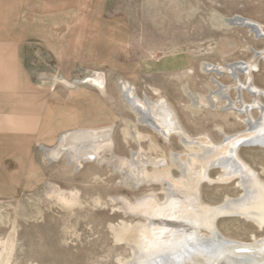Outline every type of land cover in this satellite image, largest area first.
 Segmentation results:
<instances>
[{"label":"rangeland","instance_id":"obj_1","mask_svg":"<svg viewBox=\"0 0 264 264\" xmlns=\"http://www.w3.org/2000/svg\"><path fill=\"white\" fill-rule=\"evenodd\" d=\"M59 5L57 22L42 25L55 38L42 44L27 41L26 64L46 105L42 145L53 147L68 130L112 127L119 157L132 159L143 148L152 157L169 160L172 152L187 151L177 136L165 140L139 122L121 80L142 99H166L192 137L208 134L220 143L221 129L229 135L246 129L237 116L220 109L223 102L214 109L197 108L189 95L207 96L215 89L212 75L202 70L205 63L249 61L253 49H264V40L249 29L227 22L242 16L264 25V0H60ZM28 27L33 31L36 25ZM259 65L254 83L264 89V61ZM95 73L106 76L104 92L88 83ZM220 81L233 83L228 76ZM245 100L252 97L246 94ZM27 146L13 141L0 148V252L6 263L119 264L131 259L132 247L117 241L116 232L124 224L145 223V218L118 210L123 204L116 198L135 201L155 193L163 201V186L144 181L134 187L128 170L113 164L91 160L76 169L65 156L49 161L39 141L30 151ZM240 156L264 181V149L244 147ZM171 171L175 178L182 176L175 166ZM210 174L216 178L220 171ZM52 186L76 193L77 202L67 206L58 201ZM241 193L236 180L201 187L209 205ZM218 226L235 240L264 236V230L240 218H222Z\"/></svg>","mask_w":264,"mask_h":264},{"label":"bare ground","instance_id":"obj_2","mask_svg":"<svg viewBox=\"0 0 264 264\" xmlns=\"http://www.w3.org/2000/svg\"><path fill=\"white\" fill-rule=\"evenodd\" d=\"M239 17L242 20L237 19ZM233 19L257 39L264 40L263 24L242 16L227 22ZM246 23L248 25H244ZM252 51L254 57L249 61L224 65L205 63L202 70L212 75L215 89L207 96L189 95L197 108L214 109L223 102L220 109L234 114L246 125L245 130L232 135L219 128L223 135L220 143H215L208 134L192 137L166 99H142L128 81L121 80V89L139 122L165 140L177 136L187 151L172 152L169 160L152 157L143 148L134 152L132 159L119 157L114 153L112 127L67 131L60 135L54 147L46 148L50 160L56 161L63 155L76 169L87 161L97 160L113 164L122 172L128 170L134 187L141 186L144 181L163 186V201L155 193L135 201L123 196L116 198L123 204L118 210L145 218V223L135 225L122 221L124 225L116 232V238L132 247L133 256L120 260L119 264H264V236L252 235L250 241L235 240L226 237L218 226L220 219L235 217L252 223L259 231L264 230V181L240 156L244 147L264 149V89L254 83V74L259 71L260 61H264V49ZM224 76L230 77L233 83H222L220 79ZM105 77L103 73H95L88 83L104 92ZM232 91L237 94L235 98L231 96ZM246 94L252 97L249 103L245 100ZM254 111L258 112V117L254 116ZM249 124L253 129L249 130ZM141 137L137 135V139ZM149 138L157 151L152 137ZM105 153L110 157H105ZM148 165L153 166L152 171L147 170ZM174 166L180 169V178L173 176ZM212 170H219L220 175L212 178ZM235 180L242 189L238 197L227 196L218 205L203 202L201 187L204 183L229 184ZM52 193L67 206L78 200L76 193H65L56 186H52ZM6 261L0 252V264H7Z\"/></svg>","mask_w":264,"mask_h":264},{"label":"crops","instance_id":"obj_3","mask_svg":"<svg viewBox=\"0 0 264 264\" xmlns=\"http://www.w3.org/2000/svg\"><path fill=\"white\" fill-rule=\"evenodd\" d=\"M59 1L0 0L1 149L7 144L10 146L13 141L28 145L25 148L27 151L31 150L32 143L39 141L45 155L46 148H49L42 145L44 128H47L44 124L47 118L46 105L43 102L42 91L34 82L26 64L29 55L27 41L33 39L42 44L44 40L55 38L43 31L42 25L57 22V16L62 9L59 7ZM65 8L68 10L69 6ZM32 24L36 25L33 31L28 27ZM51 50L53 51V48ZM52 54L58 55V51L55 50ZM60 135L56 139V144ZM46 157L49 161H55L50 160L47 155Z\"/></svg>","mask_w":264,"mask_h":264},{"label":"water","instance_id":"obj_4","mask_svg":"<svg viewBox=\"0 0 264 264\" xmlns=\"http://www.w3.org/2000/svg\"><path fill=\"white\" fill-rule=\"evenodd\" d=\"M236 18V17H235ZM237 19H240V20H242L241 19V17H239V18H237ZM230 24L231 25H237L238 23H235V19H233L231 22H230ZM244 25H248L247 23L246 24H244ZM250 129H253V126L251 125V124H249V130ZM243 145H245V144H243ZM250 145V144H249ZM251 145H259V144H251ZM223 245H226V244H223ZM229 245V244H228ZM235 247V245L234 246H232L231 248H234ZM236 249V248H235ZM252 259V258H251ZM245 260V259H244ZM249 260V259H248ZM246 261V260H245ZM252 261H253V259H252ZM249 264H252V263H249Z\"/></svg>","mask_w":264,"mask_h":264}]
</instances>
